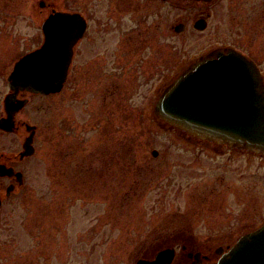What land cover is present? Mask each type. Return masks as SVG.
I'll list each match as a JSON object with an SVG mask.
<instances>
[{
    "label": "rangeland",
    "instance_id": "obj_1",
    "mask_svg": "<svg viewBox=\"0 0 264 264\" xmlns=\"http://www.w3.org/2000/svg\"><path fill=\"white\" fill-rule=\"evenodd\" d=\"M40 2L0 0V68L9 70L40 44ZM200 37L174 33L167 53L166 36L157 35L156 54L146 49L139 70L136 59L125 60L122 92L110 77V88L88 96L68 85L60 95L41 97L43 108L38 98L29 106L24 115L43 133L28 164L29 188L4 211L12 215L0 230V248L11 249L13 264H137L147 246L166 240L163 233L185 219L221 217L247 230L264 223V155L194 140L154 113L165 87L211 46ZM149 59L152 69L145 70ZM219 148L218 192L201 203L182 188L181 155ZM207 228L193 230L198 241L208 238L199 235ZM5 254L0 263L9 260Z\"/></svg>",
    "mask_w": 264,
    "mask_h": 264
},
{
    "label": "flooded vegetation",
    "instance_id": "obj_2",
    "mask_svg": "<svg viewBox=\"0 0 264 264\" xmlns=\"http://www.w3.org/2000/svg\"><path fill=\"white\" fill-rule=\"evenodd\" d=\"M70 1L71 4L66 5L65 0H41V42L34 48L40 47L47 35H53L55 43L72 44L69 74L60 91L45 94L12 89L9 77L15 64L34 49L20 55L9 70L0 68L3 76L0 77V121H4L0 125V230L7 225V220H11L12 214L4 212L9 201L29 188L28 164L41 147V127L24 115L36 98L39 99L38 109L43 108L41 97L60 95L68 85L75 95L88 96L103 86V89L110 88V77L117 92H122L125 60L136 59V69L139 70L143 62L140 57L146 49L156 54L159 34L168 40L167 53L171 50L174 33L200 35L204 43L211 45L197 58L218 49H233L253 60L264 79V0ZM79 1L86 4H78ZM53 13H71V16L57 20L52 28L46 30V21ZM147 62L145 70L149 66L152 69L153 60ZM9 96L10 111L6 104ZM187 134L194 140H204L215 146L248 151ZM219 150H186L181 155L184 162L178 166V177L186 183L182 188L188 190L189 196L198 195L201 203H207L218 192L221 179ZM152 154L158 157L159 151L153 150ZM161 185L166 188L170 184ZM198 221L197 218L185 219L181 227L163 233L167 239L147 246L139 260L152 262L159 253L170 250L174 251V258L169 264H217L240 237L254 230L243 228L244 224L239 222H236V227L229 226L221 217L200 219L202 223ZM204 223L210 228L199 235L208 238L198 241L193 230ZM10 251L7 246L0 248V252L6 253V258L9 255V260L0 264H13ZM179 251L180 260L176 261Z\"/></svg>",
    "mask_w": 264,
    "mask_h": 264
},
{
    "label": "water",
    "instance_id": "obj_3",
    "mask_svg": "<svg viewBox=\"0 0 264 264\" xmlns=\"http://www.w3.org/2000/svg\"><path fill=\"white\" fill-rule=\"evenodd\" d=\"M70 14H51L46 30ZM53 39L47 35L42 46L17 61L9 77L13 90L49 94L62 89L72 44ZM6 104L10 111V96ZM155 111L190 134L264 154V79L253 60L233 49H218L195 60L165 87ZM173 258L174 251L168 250L152 262L137 264L171 263ZM217 264H264V224L240 237Z\"/></svg>",
    "mask_w": 264,
    "mask_h": 264
}]
</instances>
